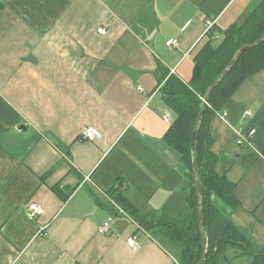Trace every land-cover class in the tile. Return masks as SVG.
I'll return each instance as SVG.
<instances>
[{"label": "crops", "instance_id": "1", "mask_svg": "<svg viewBox=\"0 0 264 264\" xmlns=\"http://www.w3.org/2000/svg\"><path fill=\"white\" fill-rule=\"evenodd\" d=\"M260 1L0 0V264H171L170 249L107 192L120 187L144 214L188 210L181 155L162 139L175 118L159 92L162 69L187 81L205 32L242 23ZM85 126L100 138L83 140ZM209 130L215 172L239 202L228 217L262 247L264 71ZM29 202L42 214L29 218Z\"/></svg>", "mask_w": 264, "mask_h": 264}, {"label": "trees", "instance_id": "2", "mask_svg": "<svg viewBox=\"0 0 264 264\" xmlns=\"http://www.w3.org/2000/svg\"><path fill=\"white\" fill-rule=\"evenodd\" d=\"M263 36L264 0H261L242 23L225 29L213 25L205 32L191 52L193 67L187 81L161 68L159 92L175 115L162 139L181 155L180 164L190 186L188 210L180 217L144 214L126 199L119 191L120 187L114 185L107 192L142 229L170 249L174 257L171 264H200L204 253L202 264H229L242 257L249 259L248 264H264V246H255L228 217L229 211L239 202L234 194V183L215 172L218 157L211 149L213 138L209 130L210 121L227 107L237 88L255 73L264 71V40L243 51L227 74L208 92L238 50ZM205 97L207 107L201 117L192 152V132L197 127V117L203 109ZM193 161L202 191L200 203L197 202ZM53 189L64 199L70 193L63 194L58 187ZM200 207L205 233L198 224ZM230 251L233 253L231 256L228 254Z\"/></svg>", "mask_w": 264, "mask_h": 264}, {"label": "built area", "instance_id": "3", "mask_svg": "<svg viewBox=\"0 0 264 264\" xmlns=\"http://www.w3.org/2000/svg\"><path fill=\"white\" fill-rule=\"evenodd\" d=\"M99 32L100 33H104V30L102 29H99ZM177 41L175 39H169L165 42V45L166 46H174L176 45ZM221 115L223 116L224 113H221ZM246 115L247 116H250L251 113L249 111L246 112ZM166 118V116H164ZM254 134V129H251L248 134L244 137H240L239 138V143H243V142H246V143H249V137L252 136ZM81 138L83 140H87V141H95L97 140L98 138H100V132L98 131V129L94 126H85L83 129H82V136ZM26 210H27V215L29 218H34L38 215H41L42 212H43V209L40 205H38L37 203L35 202H29L27 204V207H26ZM119 212L122 213V214H126L124 210H122L121 208H118ZM110 223L109 221L107 222H104L102 225H100L99 227V232L100 233H107L109 232V227ZM126 245L132 250V251H137L139 249V244L137 242V238H136V235H130L128 237H126Z\"/></svg>", "mask_w": 264, "mask_h": 264}, {"label": "water", "instance_id": "4", "mask_svg": "<svg viewBox=\"0 0 264 264\" xmlns=\"http://www.w3.org/2000/svg\"><path fill=\"white\" fill-rule=\"evenodd\" d=\"M264 40V36L258 40L257 42L251 44V45H247V46H244L242 48H240L238 50V52L236 53V55L234 56L233 60L231 61L230 65L220 74V76L210 85L209 89H208V92L209 90H211L226 74L227 72L229 71V69L231 68V65L233 64V62L238 58V56L243 52L245 51L246 49L250 48V47H253L259 43H261L262 41ZM207 107V98L205 97L204 98V103H203V109L202 111L199 113L198 117H197V127L196 129L192 132V137H191V149H192V152L194 151V145H195V139H196V134L198 132V129L200 127V122H201V117L203 115V112L205 111ZM193 167H194V173H195V179H196V188H197V202L200 203V200H201V194H202V191H201V187H200V184H199V180H198V174H197V168L195 166V163L193 161ZM202 208L200 207L199 208V218H198V224H199V227L201 229V231L203 233H205L204 231V225H203V222H202ZM205 246H206V238H205ZM206 254L204 253V256H203V259L201 261L200 264H202L204 262V258H205Z\"/></svg>", "mask_w": 264, "mask_h": 264}]
</instances>
